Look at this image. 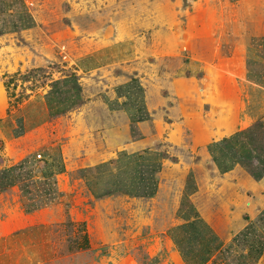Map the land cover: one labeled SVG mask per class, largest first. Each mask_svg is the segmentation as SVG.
<instances>
[{"label": "crops", "instance_id": "0c3cea01", "mask_svg": "<svg viewBox=\"0 0 264 264\" xmlns=\"http://www.w3.org/2000/svg\"><path fill=\"white\" fill-rule=\"evenodd\" d=\"M258 9L226 15L239 26L221 38L231 54L217 56L214 66L189 49L191 37L169 32L181 14L162 11L153 15L158 24L150 40L164 35L176 42L157 58L169 59L163 69L140 63L138 36L94 39L67 74L19 102L4 83L12 58L0 56V169L28 156L37 162V154L48 169H61V195L49 207L27 212L17 186L0 191V264H45L52 227L64 214L73 210L79 218L83 201L115 195L151 200L152 211L156 202L168 205L166 247L150 252L145 264H217L219 258L264 264V8ZM38 146L41 153L30 151ZM14 151L23 154L11 159ZM151 186L152 196L138 195ZM86 220L92 235L89 226L97 223ZM100 228L107 243L111 228ZM126 242L110 248L119 251L110 264H133Z\"/></svg>", "mask_w": 264, "mask_h": 264}, {"label": "rangeland", "instance_id": "374dc122", "mask_svg": "<svg viewBox=\"0 0 264 264\" xmlns=\"http://www.w3.org/2000/svg\"><path fill=\"white\" fill-rule=\"evenodd\" d=\"M24 1L39 25L27 31L0 36V48L3 47V54L0 56L12 58L13 63V72L5 76L4 83L17 102L46 87L52 78L67 74L71 70L69 64L75 56L93 48L97 42L104 43L115 36H138L144 46L141 48L140 63L144 67L154 64V72L163 69L169 59L167 56L162 60L157 58L164 52L170 54L176 42L169 36L165 40L164 35L162 40V35H156L161 33L155 34L156 42L150 40L158 24L153 15L162 11L181 14L178 28L169 29V32L179 34L178 39L185 34L191 37L189 49L193 50L198 59L214 66L217 56L231 54V45L222 44L221 38L224 39V36L236 31L239 26L238 21L226 18V15L232 10L240 11L243 15L248 12L252 15L260 14L258 8H264V0ZM170 18L160 17V20L167 22ZM94 39L96 43H93ZM183 55L182 50L180 56ZM67 56L69 60H64ZM38 150H41L39 146L30 151L41 153ZM51 150L58 152L57 148ZM22 154L14 151L9 156L13 159ZM36 160L39 166H43V157ZM153 204L151 200L124 199L120 195L96 203L83 201L79 205L83 211L79 218L71 210L72 214H64L63 221L53 225L52 250L45 264H110L111 254H114L113 258L116 260L119 253L114 249L110 253V248H121L119 243L126 240L124 250L134 258L130 262L148 263L150 252H159L166 247L162 237L165 229L162 222L169 214L167 204L156 202L152 211ZM67 206L71 208V205ZM88 217L97 223L89 226L93 231L92 235L88 232ZM262 224L259 226L262 227ZM104 225L111 228L107 243H103L99 237V234H103L99 233L103 230L100 227ZM104 253H107V261L102 263L101 256ZM158 261L160 259L155 263ZM239 261L233 259L232 262H225L219 258L216 263L238 264Z\"/></svg>", "mask_w": 264, "mask_h": 264}, {"label": "trees", "instance_id": "16d2710c", "mask_svg": "<svg viewBox=\"0 0 264 264\" xmlns=\"http://www.w3.org/2000/svg\"><path fill=\"white\" fill-rule=\"evenodd\" d=\"M37 26V21L24 0H0V36L8 33H19ZM133 137L136 127L131 126ZM56 172L48 169V165L37 166L30 156L18 163L0 169V191L17 186L25 201V210L33 212L55 204L61 192L56 187ZM149 191H141L138 195L150 197L155 187ZM29 201V203H27Z\"/></svg>", "mask_w": 264, "mask_h": 264}, {"label": "built area", "instance_id": "2783aa9c", "mask_svg": "<svg viewBox=\"0 0 264 264\" xmlns=\"http://www.w3.org/2000/svg\"><path fill=\"white\" fill-rule=\"evenodd\" d=\"M42 157V155L41 154H37V158H41Z\"/></svg>", "mask_w": 264, "mask_h": 264}]
</instances>
